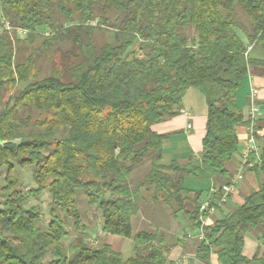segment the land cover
I'll use <instances>...</instances> for the list:
<instances>
[{
  "label": "trees",
  "instance_id": "16d2710c",
  "mask_svg": "<svg viewBox=\"0 0 264 264\" xmlns=\"http://www.w3.org/2000/svg\"><path fill=\"white\" fill-rule=\"evenodd\" d=\"M0 28V173L7 169L0 187V264H176L163 235L135 231L132 217L147 192L200 228L204 190L192 189L186 178L209 185L229 178L237 127L251 123L237 94L250 66L264 68V57L252 55L264 52V0H0ZM99 30L112 31L114 41L97 43ZM14 36L19 44L42 39L32 46L39 52L66 41L72 49L41 77L31 55L20 60ZM190 88L205 95L208 107L202 155L159 164L165 135L152 126L179 114ZM148 156L150 170L133 184ZM261 157L264 168V142ZM16 166H33L28 194L13 175ZM44 192L51 199L46 228L38 208L27 204ZM81 192L102 214L104 233L133 240L130 256L87 240ZM221 196L222 186L207 200L216 205ZM70 222L78 236L66 244ZM250 229L260 230L251 259L243 253ZM204 230L197 250L203 260L216 253L222 264H264V183Z\"/></svg>",
  "mask_w": 264,
  "mask_h": 264
},
{
  "label": "crops",
  "instance_id": "0c3cea01",
  "mask_svg": "<svg viewBox=\"0 0 264 264\" xmlns=\"http://www.w3.org/2000/svg\"><path fill=\"white\" fill-rule=\"evenodd\" d=\"M254 51V56L264 57L262 50L255 49ZM253 90H255V100L258 106L256 123L260 126L256 125L258 149L250 155V161L256 160L255 164L258 166V169L250 167L246 170L243 179L237 182L229 198L209 215L208 223H213L215 220L221 219L233 211L238 205L243 203L246 195L259 190L264 183V168L261 167L263 161L261 154L264 142V68L259 65L250 66L249 73L244 78L243 84L237 94V104L247 115L249 114V98ZM207 111L208 107L205 95L197 88H190L183 97L182 110L179 114L165 121L153 124L152 128L155 132L165 135L163 153L161 159L158 161L159 164L169 165L173 161L183 163L190 158L198 159L201 157L203 138L206 135ZM248 128L244 124L237 127L239 150L227 163L229 178L217 177L212 180L210 185L206 180H201L200 178L192 176L186 178L189 187L194 190H204L200 197L202 203L209 197H212L213 193L226 184L237 171L248 144ZM252 157H258L259 159L253 160ZM146 194L145 200H143L146 209L141 216V220L148 221L152 224L151 227L154 229V232L158 231L163 235V242L170 246V251L167 254L169 259L175 261L176 264H222L216 253L211 255L210 261H205L198 255L197 250L202 241L200 231L193 226L186 212L182 211L174 214L166 204L154 203L150 195L147 192ZM147 202L148 204H146ZM193 208L194 204L190 201L187 202V209L192 211ZM140 213H142V210ZM157 213L166 219V223L162 226L152 223V220H148L151 214L155 215ZM259 231L257 230L253 234L247 233L245 236L243 253L250 259L259 250V241L257 240ZM101 233L105 235L103 231ZM252 264L257 263L254 262Z\"/></svg>",
  "mask_w": 264,
  "mask_h": 264
},
{
  "label": "rangeland",
  "instance_id": "374dc122",
  "mask_svg": "<svg viewBox=\"0 0 264 264\" xmlns=\"http://www.w3.org/2000/svg\"><path fill=\"white\" fill-rule=\"evenodd\" d=\"M239 18L244 21V23L250 27L251 21L247 14L243 11L241 7H237ZM114 16V15H112ZM115 16L113 17V19ZM1 29V28H0ZM13 31V30H12ZM19 32V31H18ZM20 39L24 40L27 37L25 32H19ZM14 35V33H13ZM15 38V36H14ZM114 41V36L112 31L104 34L103 31H97L95 40L97 43L102 44L105 40ZM42 42V39L34 40V42H30L29 40L23 41L22 43H18L15 38L16 47L19 48V58L20 60H25L29 55H31L32 60H34L35 65L40 70V76L45 77L50 74L54 63L61 62L66 55V53L72 49V46L69 42H58L53 45L49 50L40 51L36 49H32L34 44ZM255 55V51L252 52ZM25 83L19 85V87H23ZM6 92L3 93V97L5 98ZM151 168V157L148 156L141 164H139L132 176V182L138 183ZM6 168H4L0 173V187L5 184V176H6ZM33 166L20 167L16 166L13 175L16 176L20 180V188L24 193L28 194L29 190L35 186V181L33 178ZM145 195L146 192L144 193ZM148 199V198H147ZM4 201V197L0 194V207ZM50 196L47 192L42 193L41 195L34 197L31 196L28 199L27 204L29 206H36L41 215V224L44 228L47 227L49 221L51 220L50 215ZM143 200L140 201L142 213L137 216L132 217V224L135 231H149L154 232V229L151 227L148 221H142L141 216L143 212H145L146 205H144ZM148 204V202L146 203ZM78 207L82 211L84 219L86 223L90 226V232L88 233L87 240L93 244L94 246H102L105 243H108L113 246V248L121 253L123 257H128L133 252L134 242L131 238H126L118 235L111 234H102V214L97 211L94 206H89L87 204V200L85 198L84 193L79 194V202ZM160 209V208H158ZM148 220H152V223H157L162 226L166 223V219L160 214L152 215ZM70 235L65 239V243L69 244L76 236H78V232L73 227L72 223L69 224ZM257 229H250L247 233L253 234Z\"/></svg>",
  "mask_w": 264,
  "mask_h": 264
},
{
  "label": "built area",
  "instance_id": "2783aa9c",
  "mask_svg": "<svg viewBox=\"0 0 264 264\" xmlns=\"http://www.w3.org/2000/svg\"><path fill=\"white\" fill-rule=\"evenodd\" d=\"M6 27L9 30L13 29L9 22H6ZM19 32H24V31L20 29ZM249 99H250L249 116L251 118V123L248 126L249 127L248 128L249 129L248 144L244 150L242 162L239 165L233 177L230 179V181L222 186V196L218 200V203L216 205L215 204L213 205L211 204L209 200H206L205 202L201 204L200 217H199L200 222H201V225L199 228L201 239L205 238L204 226L208 224L209 215L213 213L218 208V206H220L223 202H225L229 198L237 182L243 179L246 170L255 165L256 160L250 161V155L253 152H256L258 149L256 128H255V124L257 121V114H258V106L255 100V90H253ZM256 159L258 160L259 158L257 157Z\"/></svg>",
  "mask_w": 264,
  "mask_h": 264
}]
</instances>
